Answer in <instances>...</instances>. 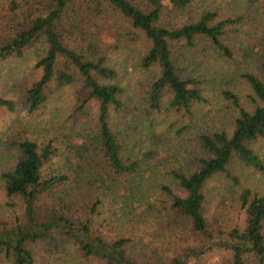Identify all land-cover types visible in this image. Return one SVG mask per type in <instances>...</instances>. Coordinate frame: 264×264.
Segmentation results:
<instances>
[{"label":"trees","instance_id":"obj_1","mask_svg":"<svg viewBox=\"0 0 264 264\" xmlns=\"http://www.w3.org/2000/svg\"><path fill=\"white\" fill-rule=\"evenodd\" d=\"M192 1L10 0L0 9V62L38 43L41 69L36 78L12 82L17 100L0 95V112L15 110L17 101L38 112L62 85L83 87L69 117L54 110L36 124L35 139L22 121L1 134L19 153L1 178L11 207L20 206L10 216L0 211V264H63L68 257L96 264H264V192L242 184L230 168L237 159L264 171L253 147L264 139V17L203 9L191 15ZM134 28L148 40L138 62L153 71L140 95L127 91L108 64L110 51L129 47ZM106 37L114 39L107 47ZM190 51L197 60L186 57ZM238 55L260 64V76L238 69L255 107L224 90L239 108L231 132L201 135L205 156L196 167L172 172V186L162 184L159 196L144 199L141 119L160 110L166 91L170 108L192 112L216 79L194 65L216 60L206 70L214 74ZM143 200L149 207L139 213L134 205ZM113 220L147 221L150 236L113 235Z\"/></svg>","mask_w":264,"mask_h":264},{"label":"rangeland","instance_id":"obj_2","mask_svg":"<svg viewBox=\"0 0 264 264\" xmlns=\"http://www.w3.org/2000/svg\"><path fill=\"white\" fill-rule=\"evenodd\" d=\"M9 1L0 0V9L6 7ZM202 9L203 11L215 10L218 16L248 11V14L259 18L264 17V0H260L256 4L249 3L247 0H193L189 13L192 15ZM248 14H246L245 27L252 26L250 24L253 20ZM263 23L264 21L261 22L262 25ZM147 42L144 33L134 28L130 42H128L129 47L120 51L109 52L108 64L118 71V79L122 80L127 91L135 88V92L139 95L145 94L144 90L148 83L146 81L151 80L153 74L152 70L149 71L141 67L138 62L139 54L144 51ZM112 43H114V39L111 37H106L103 42L105 47ZM38 45L40 44H34L22 57H10L0 62V95L17 100L12 82L30 80L39 76L41 69L35 67V50ZM186 57L191 60L198 59V55L191 51L188 52V56L186 54ZM214 64H216V60L210 63L208 57H203L202 63L194 65L195 69L196 67L202 68L200 72H211L210 76H215L216 79L213 86L215 89L208 93L200 104H194L192 112L188 113L184 110L170 108L168 104L170 94L166 91L160 110L150 114L148 118L143 117L138 124L141 128L136 144L140 149L139 155L143 157L142 171L145 173V181L142 188L144 199L153 200L159 196V188L162 184L172 186V172L192 170L196 167L198 159L205 156L200 145L201 135L211 134L216 130L231 132L239 108L225 94L224 90L234 92L242 106L250 110L255 107L257 99L254 92L245 78L238 73V69H248L260 76V64L255 56L238 55L234 60L221 62L217 73L212 74L213 71H206L207 69L211 70ZM51 86L56 87L55 82ZM81 91H83L81 83L62 85L54 90L43 110L32 113L27 111L23 101H17L15 110L4 109L0 112V137L1 134L7 133L10 127L22 121L34 128L32 137L35 139L36 124L50 117L54 110L59 111L61 109L65 118L69 117L71 108ZM139 106L138 118L142 115L141 109H145L146 102L143 101ZM253 147L264 163V139L254 141ZM18 159V151L10 145L4 144L0 139V211L9 216L19 208L20 204L18 203L15 208L11 207L3 189L1 174ZM230 168L242 180V184L249 186L255 192H264V171L242 164L237 159L231 162ZM134 207L140 213L144 207H149V205L143 200L135 204ZM147 225V221H139L133 225L128 221L125 224L124 222L118 224L116 220H113L109 228L111 233L113 230H117V232L122 231L133 236L137 234V236L145 238L150 236L147 233ZM112 234L114 235V233ZM63 262V264H96L95 261L83 263L78 257H68Z\"/></svg>","mask_w":264,"mask_h":264}]
</instances>
